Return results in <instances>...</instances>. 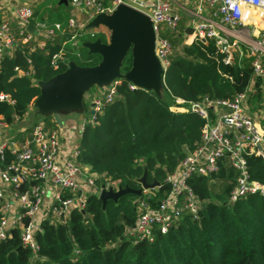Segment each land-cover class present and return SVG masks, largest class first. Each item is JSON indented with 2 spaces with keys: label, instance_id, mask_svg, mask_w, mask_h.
<instances>
[{
  "label": "trees",
  "instance_id": "16d2710c",
  "mask_svg": "<svg viewBox=\"0 0 264 264\" xmlns=\"http://www.w3.org/2000/svg\"><path fill=\"white\" fill-rule=\"evenodd\" d=\"M40 12L35 9L34 15L49 23H65L69 16L63 3ZM164 35L173 44L161 83L165 99L149 88L130 89L129 81L119 78L113 101L97 114L95 123L83 124L77 144L78 161L91 173L104 176L96 183L114 181L119 187L139 189V178L146 170V182L158 185L140 195L107 199L104 205L91 192L84 209L72 210L64 222L41 221L42 231L34 236L39 247L36 255L20 246L16 232L0 242V264H264V196L247 194L228 203L236 171L224 158L217 172L189 180L201 200L196 217L183 214L164 233L155 228L151 241L131 234L138 201L145 199L156 207L169 190L167 174L201 140L203 118L172 112L171 97L186 102L203 97L228 100L244 92L253 80L250 57L239 59L233 52L231 61L225 63L226 54L212 39L185 44L178 32ZM34 37L18 43L0 60V93L12 101H0V115L8 125L15 116L22 119L38 98L39 82L63 72L71 61L93 66L101 59L83 45L66 44L61 49V40L68 35L54 40ZM96 39L107 42L102 33L81 41ZM38 40L44 41L43 47L36 45ZM58 53L61 57L53 64L52 57ZM130 66L128 54L121 73ZM254 79L259 84L260 79ZM246 162L250 179L264 185V158L247 155Z\"/></svg>",
  "mask_w": 264,
  "mask_h": 264
},
{
  "label": "built area",
  "instance_id": "2783aa9c",
  "mask_svg": "<svg viewBox=\"0 0 264 264\" xmlns=\"http://www.w3.org/2000/svg\"><path fill=\"white\" fill-rule=\"evenodd\" d=\"M187 1L188 5L182 4L181 8L191 18L190 33L185 34L181 42L189 44L212 39L219 51L226 54L225 63L231 61L233 52L239 59L250 57L252 84H255L254 78H259L258 87L264 88V0ZM0 2L11 14L10 18L0 16V60L18 43L33 41L35 35H41L43 40L68 35L61 40V49L66 44L77 47L79 38L96 34L86 29L96 15L110 14L122 3L138 9L152 24L154 54L162 69L161 83L173 50V44L164 33L177 32L182 18V14L172 9V0H69L74 9L87 14L86 22L69 17L65 24L41 20L34 25V9L25 0ZM13 19L18 24L16 32L12 30ZM29 24L37 31L35 34L27 30ZM43 40L36 41V45L43 47ZM60 57V53L53 55L52 63ZM18 73L24 72L18 70ZM118 83L119 78L112 80L103 95L93 99L90 114L80 125L79 136L83 124L95 123L97 114L113 101ZM129 88L139 87L129 82ZM246 96L247 90L228 100L203 97L199 101L186 102L171 97L172 112H191L203 118L201 140L193 150L186 152L177 168L167 174L165 181L169 190L156 207H150L145 199L138 201V217L131 231L135 238L151 241L155 228L164 233L172 221L183 214L196 217L201 200L189 180L217 172L223 158L236 171L228 203L247 194L264 196V185L250 179L247 170V155L264 158V136L253 117L242 107ZM0 101L12 103L4 93H0ZM14 119L19 120L17 116ZM7 127L0 115V242L16 232L20 246L36 255L39 247L34 236L42 231L41 221L64 222L72 210L82 211L86 196L97 188L95 180L104 176L83 168L77 159L78 147L70 156L62 157L56 128L37 122L28 129L25 138L20 135L13 139L7 135ZM109 188L117 190L119 186L117 182L107 181L97 190Z\"/></svg>",
  "mask_w": 264,
  "mask_h": 264
},
{
  "label": "water",
  "instance_id": "95a60500",
  "mask_svg": "<svg viewBox=\"0 0 264 264\" xmlns=\"http://www.w3.org/2000/svg\"><path fill=\"white\" fill-rule=\"evenodd\" d=\"M62 2L66 3V0H60V3ZM98 26L109 30L107 42L96 39L85 41L82 45L88 53L99 54L100 61L93 66H79L71 61L63 72L39 82L40 94L35 102L43 107L42 111L49 112L60 106L78 107L85 91L95 85L109 84L118 78H124L138 87L149 88L155 92L157 87L160 88L162 69L154 54L155 35L150 19L138 9L122 3L110 14L96 15L87 25ZM27 30L34 34L37 32L31 24L27 25ZM228 50L231 52L232 48ZM128 54L131 56V66L125 73H121L123 61ZM54 117L59 122L58 115L54 114ZM139 182V189H102L98 198L104 205L107 199L116 201L126 193L140 195L143 190L154 189L158 185L155 181L146 182V170Z\"/></svg>",
  "mask_w": 264,
  "mask_h": 264
},
{
  "label": "crops",
  "instance_id": "0c3cea01",
  "mask_svg": "<svg viewBox=\"0 0 264 264\" xmlns=\"http://www.w3.org/2000/svg\"><path fill=\"white\" fill-rule=\"evenodd\" d=\"M55 4H61L60 0H56ZM63 4L66 6V9L68 10V13H69L68 18L69 17H75L80 22H86L87 21V18H88L87 14L81 12L80 10L74 9L72 7V5L69 3V0H66V3H63ZM182 4L188 5V1L187 0H181V6H182ZM1 5H3V6L1 7ZM54 5L51 6L50 4H48L47 7H53ZM173 6L174 5L172 4V9L173 10L175 9L174 11H176V8H174ZM181 6H180V8H181ZM176 7L178 8V6H176ZM181 14H182V18H181V22L179 24V28H178L177 32H178V36H180V39H182V37H183V39H185L186 38L185 34L190 33L189 27H190L191 18L188 17L184 13L182 8H181ZM79 15L83 16V17L81 19H79ZM0 16H8L9 18L11 17L10 12L8 13V10L4 6V4H2L1 2H0ZM68 18H67V20H68ZM41 20H42V17H37L34 15L32 24L35 25L37 22H39ZM67 20H66V22H67ZM65 23H63V24H65ZM98 28H102L106 34L107 28H105L104 26H98ZM17 29H18V24L13 19L12 20V30H13V32H16ZM86 29L94 31V32L97 31L96 30L97 27H88ZM167 32L169 33V31H167ZM86 36H87V34L85 35V37ZM85 37L78 39L77 46L79 44L83 43V41H81V39H83ZM252 83L253 82L251 81L250 84L248 85L247 89H246L247 90V96H246L245 101L242 103V107L247 113H249L253 117V120L255 121V123L257 124V126L259 127V129L261 130V132L263 133V136H264V107H263L264 106V88L260 89L258 87V84L256 85V83L255 84H252ZM108 85L109 84L95 85L92 88H90L89 90L85 91L83 96H82L81 105L78 107H75L76 110H70L73 108H67V107L60 106V107H58L52 111H49V112L41 111V114H43V116H51L47 120V122L44 121L45 125H47L49 127L56 128L58 133H59V137H60V141H61V155H62V157L70 156L72 154V151L77 147V144L79 141V128H80V125L82 123V120L85 118L84 107H85L86 103L88 104L89 111H91V103H92L93 99L101 97L103 95V93L105 92V90L107 89ZM160 89H161V86H160ZM34 103H35V101L32 104H34ZM218 111H219V109L215 110L214 112L217 113ZM71 113H77L78 114V116L76 117L77 120H75L74 122H72V119L70 118ZM54 114L58 115L59 122L56 121ZM24 117H26V114L22 118H24ZM214 117H215V115L213 114V118H212L213 120H214ZM21 120L22 119H19L17 121H14L12 124L8 125L7 135L10 138L14 139L20 135H22L25 138V136L27 135L26 133H27L28 129H30V127L33 124L37 123L38 121H43L42 119L39 118L35 121L34 120L31 122L28 121L27 123L23 124V123H21ZM47 123H50V124L48 125ZM83 168L86 171H89V167L87 165H83ZM96 190H97V188L95 189L94 192L97 193ZM92 191L93 190H91L90 192H92Z\"/></svg>",
  "mask_w": 264,
  "mask_h": 264
},
{
  "label": "rangeland",
  "instance_id": "374dc122",
  "mask_svg": "<svg viewBox=\"0 0 264 264\" xmlns=\"http://www.w3.org/2000/svg\"><path fill=\"white\" fill-rule=\"evenodd\" d=\"M27 3L31 4L33 6L34 9H37L39 12L42 11L44 9V7H47L48 4H50L51 6L55 4L56 0H26ZM173 2V7L176 8V11L181 14V0H172ZM178 6V8L176 7ZM175 10V9H174ZM8 13H9V10H8ZM41 13V12H40ZM83 16H80L79 15V19H81ZM103 28V27H102ZM102 28H98L97 27V33H102L105 35L106 39L108 40L109 38V30H106V34L105 32L103 31ZM82 45V44H79V46ZM78 46V47H79ZM157 92L156 93H159L160 97H162L163 99H165V96L163 95V92L162 90L157 87L156 88ZM155 92V91H154ZM87 105V106H86ZM85 107H84V114L86 116V114H89L90 111L88 109V104L86 103ZM73 109H70V110H76L75 107H72ZM43 110V107L40 105V104H36V102L34 104H31L29 107H28V110L26 112V117L22 118L21 120V123H27L28 121L31 122V121H35L37 119H42L43 121H38V122H41V123H44V118L45 116H43V114H41V111ZM75 112V111H74ZM78 116L77 113H71L70 114V118L72 119V122H74L76 119V117ZM89 116V115H88ZM45 124V123H44ZM105 184V182L103 183ZM109 184V183H108ZM110 185V184H109ZM96 186L97 188L99 189L101 186H102V182L99 181L98 183H96ZM98 191V190H97ZM99 192V191H98ZM97 192V194H98Z\"/></svg>",
  "mask_w": 264,
  "mask_h": 264
}]
</instances>
